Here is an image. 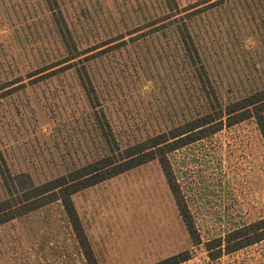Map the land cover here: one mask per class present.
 <instances>
[{"label": "rangeland", "instance_id": "obj_1", "mask_svg": "<svg viewBox=\"0 0 264 264\" xmlns=\"http://www.w3.org/2000/svg\"><path fill=\"white\" fill-rule=\"evenodd\" d=\"M151 1L58 3L82 40L132 28L153 12ZM222 1L198 15L192 30L227 102L264 87V0ZM54 40L43 0H0V84L17 76L25 84L6 95L9 87L0 89V151L12 174L28 173L39 184L107 154L97 116L122 146L189 116L191 82L180 71L184 51L171 30L88 62L100 102L95 108L73 69L30 83L38 76H29L30 70L56 53ZM168 158L199 243L189 237L153 160L94 192L100 222L88 233L95 236L99 264H152L183 250L191 258L179 264H204L208 240L264 215V143L253 120L224 127ZM0 264H86L60 202L0 225ZM213 264H264V240Z\"/></svg>", "mask_w": 264, "mask_h": 264}, {"label": "trees", "instance_id": "obj_2", "mask_svg": "<svg viewBox=\"0 0 264 264\" xmlns=\"http://www.w3.org/2000/svg\"><path fill=\"white\" fill-rule=\"evenodd\" d=\"M43 1L50 12L54 41L58 47L56 53L53 50V57L48 62L30 70L29 76L38 74L35 80H32L34 78L30 80V83L73 69L89 100V105L95 108L100 102L96 95L93 77L88 69V62L128 42L138 41L158 33L165 35L168 30H171L177 44L184 51L181 63L183 68H180V71H183L191 82V96L194 104L187 118L170 128L126 146L120 145L108 121L104 118L105 125H103L101 117L97 116L96 121L108 153L39 184H34L28 173L12 174L0 151V184L5 191V197L0 198V225L58 201L64 209L86 264H99L74 206L72 196L82 189L157 160L188 235L193 244H198L187 208L182 204V196L168 155L224 127L250 119L255 122L264 143V87L227 102L221 100L198 41L193 34V20L204 10L223 1L190 0L182 4L179 0H152L151 3H155L153 12L145 15L143 20L132 28L92 39L86 35V38L82 40L76 29L68 24L67 16L59 7L58 0ZM149 5L146 2V7ZM20 81H22L21 84L12 86ZM3 83L0 84V89L9 87L3 91V95L25 86L21 76ZM263 240L264 215L239 225L222 236L208 240L205 244L208 261L204 264H213L223 254L233 253ZM189 258H191L190 251L183 250L152 264H179Z\"/></svg>", "mask_w": 264, "mask_h": 264}, {"label": "crops", "instance_id": "obj_3", "mask_svg": "<svg viewBox=\"0 0 264 264\" xmlns=\"http://www.w3.org/2000/svg\"><path fill=\"white\" fill-rule=\"evenodd\" d=\"M119 175H121V174H119ZM119 175L112 177L110 179H107L105 181H102V182L95 184L93 186L82 189V190L76 192L72 196L74 206L76 208V211H77L78 216L80 218V221L83 225V228L85 230V233H86L87 238L90 242V245L92 247L93 252L95 251V247H96L94 245L95 236L91 237L90 233H88V232H89V229H91L93 227L95 228V226H97L98 223L100 222V213L98 211L99 210L98 207L100 205V198L98 197V194L94 193V192H98L99 188H100L99 190H101L102 187H104L103 185H105V183H109L110 181H112L113 179L118 177ZM103 192H105V191H103ZM92 193H93V196H92ZM104 198H105V196L103 197V199ZM96 259H97V257H96Z\"/></svg>", "mask_w": 264, "mask_h": 264}]
</instances>
